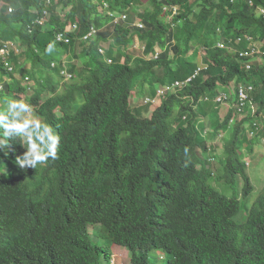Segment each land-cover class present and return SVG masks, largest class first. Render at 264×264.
<instances>
[{
    "label": "trees",
    "instance_id": "obj_1",
    "mask_svg": "<svg viewBox=\"0 0 264 264\" xmlns=\"http://www.w3.org/2000/svg\"><path fill=\"white\" fill-rule=\"evenodd\" d=\"M3 1L0 110L24 100L61 143L59 158L35 169L15 164L19 145L0 151V264H115V246L131 264H264V187L246 213L228 191L239 176L243 196L253 191L243 150L264 142V56H239L248 36L264 49V0ZM248 86L258 108L241 118ZM209 135L223 142L220 174Z\"/></svg>",
    "mask_w": 264,
    "mask_h": 264
},
{
    "label": "clouds",
    "instance_id": "obj_2",
    "mask_svg": "<svg viewBox=\"0 0 264 264\" xmlns=\"http://www.w3.org/2000/svg\"><path fill=\"white\" fill-rule=\"evenodd\" d=\"M47 51H52V45ZM3 103L6 107L0 110V151L8 155L9 149L15 151L13 145L22 147V154L15 156V164L22 170L58 159L61 136L40 115L41 119L33 115L36 108L22 99H5Z\"/></svg>",
    "mask_w": 264,
    "mask_h": 264
},
{
    "label": "rangeland",
    "instance_id": "obj_3",
    "mask_svg": "<svg viewBox=\"0 0 264 264\" xmlns=\"http://www.w3.org/2000/svg\"><path fill=\"white\" fill-rule=\"evenodd\" d=\"M3 3H5L3 0H1ZM58 10L61 12L62 9L61 7L58 8ZM11 11V10H9ZM66 11V10H65ZM141 11V10H138ZM137 10L132 11V13L127 14L126 16L122 18H120V20L122 19L127 26H135L136 23H138V12ZM64 12V11H63ZM68 12V11H67ZM65 14V13H62ZM43 21L41 20L40 23H42ZM68 30L70 29V26L67 27ZM94 39V37L92 39H90L89 41L91 42ZM89 41H87L86 45H89ZM141 45L139 42L136 41L135 46H139ZM7 46H9L10 50H15L18 51L17 46H13V44H11L10 42L7 43ZM139 49V54H142L143 52V48H137ZM7 53V51H1V54ZM69 56H71L69 54ZM204 56L205 53L202 50L200 53V57L199 60L201 61L204 60ZM70 61H73L74 64L76 65H81L83 60L82 59H74V57H69ZM205 61V60H204ZM261 62V61H260ZM63 64H67L65 61H63ZM68 65V64H67ZM27 67L30 68V63L27 62ZM64 77H62V82H67L66 84H69L70 82V76H68L67 74L69 73L68 70V66L64 67ZM79 74V73H77ZM20 76V75H19ZM27 80H22V84L29 86L32 85L33 87H35V82H26ZM231 88V89H230ZM229 90H234V84H231ZM59 90H63V87H61ZM171 92V91H170ZM174 92V91H172ZM22 98H25L27 95L26 94H22L21 95ZM143 97L144 95H140V99L138 100V104H142L143 103ZM139 98V97H136ZM234 100V98H233ZM227 105H222V109L223 110H227L226 106L230 105V102H227ZM134 105V104H133ZM258 108V106L256 105V109ZM142 109V110H141ZM140 109V111L142 112L143 115L147 116L150 114V112L152 113V110L154 109L153 107L149 108L151 110L145 111V108L142 107ZM140 113V112H139ZM248 114H253L250 111H246L244 113L243 116H247ZM33 115L37 118H40L37 116L36 113H33ZM41 119V118H40ZM208 132H212V129L208 127ZM209 143H211V148H214L215 145H217L219 147V153L216 154L215 159L213 160V170L215 174H220L221 173V166L223 164V142L221 140L220 137H214L213 139L210 137V135L207 137ZM209 145V144H208ZM245 157L243 158V161L246 165V170L247 173L251 179V182L253 184V191L249 194V196L247 198H245L243 196V185H244V181L243 179L239 176L238 180L239 183L234 182V188H228L229 191V195H233V193H240V199L243 203V207H242V213H246L248 211V208L251 207V205L255 202V200L257 199V197L259 196V194L261 193L263 187H264V142L262 140L256 141L254 139H249L247 142V146H245V149L243 150ZM205 158L208 159L210 158L209 155L206 153L205 154ZM200 167V164H199ZM242 190V193H241ZM243 216H245V214H243ZM240 213L238 214V216L235 218L236 221H243V217ZM97 227V226H96ZM95 227V228H96ZM90 228H92V225H90ZM113 252L117 255V260L115 262V264H131V256L130 253L128 251V249L126 247L123 246H115V248L113 249Z\"/></svg>",
    "mask_w": 264,
    "mask_h": 264
},
{
    "label": "built area",
    "instance_id": "obj_4",
    "mask_svg": "<svg viewBox=\"0 0 264 264\" xmlns=\"http://www.w3.org/2000/svg\"><path fill=\"white\" fill-rule=\"evenodd\" d=\"M259 12L260 14H264V8L259 7ZM11 10V9H10ZM142 26V24L140 25ZM76 28V25H72L70 26V29H74ZM96 33V30H93L92 32H90L89 34H87L84 38V40H89L94 34ZM62 36V34H60V37ZM247 40L250 43V47H251V51H240L239 52V56L241 57H245V56H264V49L261 48V45H259L257 42L254 41V39L251 36L247 37ZM242 38H237L236 43H241ZM220 47H226V43H219ZM228 47V45H227ZM101 52H104V50L102 48H100ZM251 65L247 64V68H250ZM205 67L204 66H199L196 69V72L194 73V75L190 78H188L186 81H175L173 84L166 86L164 89L160 90L159 92V96L162 94H165L166 92H172L174 90L177 89H181L183 88V86L190 81L192 78H194L197 74H199ZM68 76H70V74H68ZM253 90V86H248V87H241L238 90V95H239V104H238V111L240 113V117L242 118V116L244 115V113L247 111L252 112L253 114H255L257 112L256 109V104L254 103V99L252 97V91ZM217 101H223L224 99H227V96L225 94H219L217 96ZM155 100L153 99L152 102H154ZM185 118V117H184ZM255 134L254 131H251V135Z\"/></svg>",
    "mask_w": 264,
    "mask_h": 264
}]
</instances>
